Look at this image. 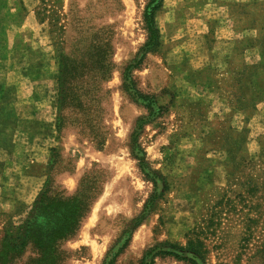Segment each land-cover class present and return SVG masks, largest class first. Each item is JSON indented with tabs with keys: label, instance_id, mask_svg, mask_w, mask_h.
Here are the masks:
<instances>
[{
	"label": "rangeland",
	"instance_id": "obj_1",
	"mask_svg": "<svg viewBox=\"0 0 264 264\" xmlns=\"http://www.w3.org/2000/svg\"><path fill=\"white\" fill-rule=\"evenodd\" d=\"M148 1L0 0V247L6 225L19 226L40 193L72 197L90 173L101 193L57 264H107L126 241L115 264H141L148 251L192 238L207 247L206 264H264V0H164L161 46L131 81ZM61 55L78 66L75 91L103 146L76 122L57 129ZM134 88L166 111L150 116ZM64 113L83 121L78 108ZM135 131L150 176L132 155ZM45 205L26 232L44 240L63 219ZM39 256L29 242L9 264Z\"/></svg>",
	"mask_w": 264,
	"mask_h": 264
},
{
	"label": "trees",
	"instance_id": "obj_2",
	"mask_svg": "<svg viewBox=\"0 0 264 264\" xmlns=\"http://www.w3.org/2000/svg\"><path fill=\"white\" fill-rule=\"evenodd\" d=\"M164 5V0H149L144 11V21L148 31L147 41L142 49V53L139 58L131 63L126 69V79L133 81L131 77V69L139 68L145 61L147 54L157 50L161 46L160 40V29L156 23V14L162 9ZM109 45V44H108ZM98 47L96 49V55L100 57L99 70H101V75L103 78L109 77L110 75V63H107L108 54ZM109 53V52H108ZM104 54V55H103ZM106 64H105V63ZM78 70L77 64L74 63L66 55H61L60 59V71L57 78V104L58 109L56 126L60 130L63 126L66 125V122L73 121L81 126V131L86 133V129L89 128L90 136L99 146L104 145L105 138H101L100 128L92 125L87 126V119L89 114L87 113V107L84 102L79 97V94L75 91L76 87V72ZM138 99L146 102V107L149 109V115L152 117L159 116L166 111V108L162 105L158 106V109L153 108L155 100L153 96L143 93L140 90L135 89ZM68 108H78L82 111L83 121L80 120L77 116L75 119L70 120V117L67 116L64 111ZM85 116V117H84ZM146 121L143 119L139 123L138 128L142 129ZM138 131L133 133L132 138V155L139 161V167L143 173L147 176H150V173H146V151L139 142ZM92 176L90 173L86 174L82 180L80 187L77 193L72 197H65L64 195L57 194L55 197L48 196L47 191L40 193L35 200V204L28 210L19 226H15L12 222L6 225L5 228V244L0 247V264H9L16 257L17 250L26 246L30 243L39 250L40 256L35 261L37 264H57L58 260L61 259L62 250L60 249V244L63 240L68 239L76 233L79 228V224L82 219L89 213L92 202L100 195L101 193V180ZM154 185H157L156 179H152ZM169 188L168 181L165 180V190ZM163 194V193H162ZM45 196V197H44ZM157 196L149 198L147 209L152 207V204L155 202ZM46 205L45 208H48L52 211L53 215L63 211L62 220L55 222L54 227L49 231V235L44 240L42 238H35L30 235L29 228L34 219V214L31 211L36 209L38 204ZM128 241H126L114 254V256L108 261L107 264H115L116 258L124 251L127 247ZM173 247L171 249L160 248L158 250L148 251L145 256H143L141 264H155L156 257H167L172 256L177 260H183L190 264H206V256L208 249L205 246L204 242L199 238H192L188 241L186 246H181L177 244H170ZM176 249L183 250V253L176 251ZM187 253L191 254L188 255ZM151 256L150 261L147 257ZM202 262V263H201ZM31 264L33 261L30 262ZM35 263V264H36ZM34 264V263H33Z\"/></svg>",
	"mask_w": 264,
	"mask_h": 264
},
{
	"label": "crops",
	"instance_id": "obj_3",
	"mask_svg": "<svg viewBox=\"0 0 264 264\" xmlns=\"http://www.w3.org/2000/svg\"><path fill=\"white\" fill-rule=\"evenodd\" d=\"M228 31H230L228 28H226Z\"/></svg>",
	"mask_w": 264,
	"mask_h": 264
}]
</instances>
